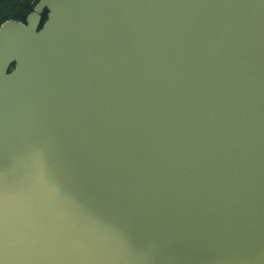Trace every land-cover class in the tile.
Here are the masks:
<instances>
[{
  "label": "water",
  "instance_id": "1",
  "mask_svg": "<svg viewBox=\"0 0 264 264\" xmlns=\"http://www.w3.org/2000/svg\"><path fill=\"white\" fill-rule=\"evenodd\" d=\"M0 264H264V0L5 21Z\"/></svg>",
  "mask_w": 264,
  "mask_h": 264
},
{
  "label": "trees",
  "instance_id": "2",
  "mask_svg": "<svg viewBox=\"0 0 264 264\" xmlns=\"http://www.w3.org/2000/svg\"><path fill=\"white\" fill-rule=\"evenodd\" d=\"M39 0H0V26L8 20L25 22ZM45 20V17H44Z\"/></svg>",
  "mask_w": 264,
  "mask_h": 264
}]
</instances>
